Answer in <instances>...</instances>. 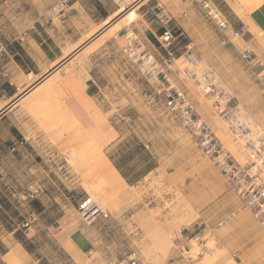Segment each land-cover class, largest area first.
Wrapping results in <instances>:
<instances>
[{
    "label": "rangeland",
    "instance_id": "1",
    "mask_svg": "<svg viewBox=\"0 0 264 264\" xmlns=\"http://www.w3.org/2000/svg\"><path fill=\"white\" fill-rule=\"evenodd\" d=\"M142 2H146L143 7ZM121 4L123 10L108 25L113 30L98 40V33L91 37L85 35L73 46L75 52L71 58H76L74 61L82 66L92 59V66H96L94 71L100 76L99 83L113 91L100 97L107 105L115 103L109 115L118 119L125 117L119 122L123 139L110 154L119 150L115 154L122 155L121 150L127 151V148L136 152L140 143L149 142L154 152L163 157V169L147 181L148 189L131 188L127 190V200L116 198L106 177V161L100 149L87 139L85 129L81 143L70 141L68 134L73 128L62 126L64 120L57 115L58 108L53 109L51 93L38 102L31 97L32 100L23 102L20 108L30 124L25 136L40 142L35 146L25 145L17 157L4 154L0 158L2 264H131L133 260L136 264H164L170 258L168 252L174 245L173 239L186 225L185 221L201 216L194 207L202 202L198 196L205 182L203 172L211 166L209 177L213 180L218 170L186 128L167 112L163 102L146 96L153 90V84L127 58L126 52L127 33L134 32L138 36L137 29L144 30L148 26L169 28L172 21L162 15L157 0H123ZM133 8L136 14L130 20L126 16ZM120 23L122 26L117 28ZM248 28L252 35L249 31L233 32L225 50L220 53L205 50L200 55L217 70L253 127L264 133V39L261 32L251 26ZM225 30L231 31L229 24ZM108 38L111 40L106 42ZM243 39L246 41L243 44L249 46L257 60L254 67H247L236 49ZM94 40L97 41L93 44ZM185 44L182 37H177L170 49L158 42L154 53L158 58L173 54L171 82L189 93L200 113L232 149L227 127L215 114L212 101L191 84L182 71L186 66L185 58L181 57ZM210 59L215 61L210 62ZM41 79H31L30 89ZM121 105L122 110L118 108ZM65 133H68L67 142H64ZM87 197L106 206L111 212L109 217L92 222L82 219L79 203ZM61 231L66 234L59 235ZM72 233L85 248L77 250L69 238ZM216 234L209 230L206 235L209 252L203 264H231L233 257L225 245L216 240ZM192 244L193 255L200 250V243ZM20 245L30 257L16 250Z\"/></svg>",
    "mask_w": 264,
    "mask_h": 264
},
{
    "label": "crops",
    "instance_id": "2",
    "mask_svg": "<svg viewBox=\"0 0 264 264\" xmlns=\"http://www.w3.org/2000/svg\"><path fill=\"white\" fill-rule=\"evenodd\" d=\"M57 1L0 0V158L4 154L17 157L25 145L35 146L40 142L26 138L30 124L27 114L20 108L31 97L38 102L51 93L55 103L53 109L58 108L57 115L63 117L62 126L73 128L70 134H64V142L68 141V134L70 141L81 143L85 129L87 139L100 149L106 161V177L115 182L108 181L112 195L125 201L127 190L149 188L147 181L163 169V157L154 152L149 142L140 143L136 152L127 148V151L121 150L122 155H116L119 150L110 154L123 139L119 122L125 117L118 119L109 115L115 103L107 105L100 97L113 91L108 85L99 83L100 76L94 71L96 66H92V59L82 66L74 61L76 58H71L75 52L73 46L85 35L91 37L100 32L98 40L112 29L108 25L123 10V0H72L61 15L52 12ZM157 1L162 15L172 21L169 28L176 38L182 37L184 43L192 41L200 54L225 50L232 41L233 32L249 31L252 35L248 26L261 32L264 39V0L258 5L256 0H249L247 4L240 0H211L226 21L223 28L194 0ZM145 4L142 2L141 7ZM227 24L231 31L225 30ZM167 28L137 29L138 37L147 49L155 52L159 37ZM97 40L92 41L93 44ZM109 40L111 38L106 42ZM243 43H246L244 39L240 46L236 45L241 54L250 50ZM31 76L42 78L32 89ZM123 107L118 106L120 110ZM229 144L236 151L231 141ZM211 169L208 165L203 172L205 182L198 196L202 202L194 207L201 216L182 226L175 235L174 245L168 252L170 258L164 264H203L209 252L206 239L209 230L217 233L216 240L225 245L237 264H264V230L243 206L238 194L223 181L219 171L213 180L210 179ZM222 221L225 223L220 226ZM65 234L64 231L59 233ZM69 238L78 251L85 248L74 233ZM192 240L200 243V250L193 255ZM16 250L30 257L22 245L16 246ZM9 253L7 250L6 254Z\"/></svg>",
    "mask_w": 264,
    "mask_h": 264
},
{
    "label": "built area",
    "instance_id": "3",
    "mask_svg": "<svg viewBox=\"0 0 264 264\" xmlns=\"http://www.w3.org/2000/svg\"><path fill=\"white\" fill-rule=\"evenodd\" d=\"M194 1L202 6L216 24L222 28L226 26V21L211 0ZM71 3L72 0H58L52 12L61 15ZM126 38L127 58L153 84V90L146 93V96L151 100H161L167 112L186 128L264 230V133L253 127L232 91L225 86L217 70L204 62L192 41L182 48L181 57L186 60L182 71L188 81L212 101L213 110L226 125L236 151L230 149L218 136L217 130L200 113L189 93L171 82L170 64L174 60L173 54L158 58L134 32L127 33ZM175 40L171 28L165 29L159 37L165 49L173 48ZM242 59L247 67L257 64L251 50L244 51ZM79 214L85 221L92 222L97 218H108L110 212L106 206L87 197L79 203ZM224 223L220 222V226ZM131 264H136V260Z\"/></svg>",
    "mask_w": 264,
    "mask_h": 264
},
{
    "label": "bare ground",
    "instance_id": "4",
    "mask_svg": "<svg viewBox=\"0 0 264 264\" xmlns=\"http://www.w3.org/2000/svg\"><path fill=\"white\" fill-rule=\"evenodd\" d=\"M262 0H257V5L261 2ZM136 14V12H135V10H134V8H133V10L131 9V11H130V13H128V15L126 16V17H129V19L131 20L132 19V16H134ZM127 19V18H126ZM126 19H124V21L125 22H127V20ZM128 19V20H129ZM122 25H121V23L120 24H117V28H119V27H121ZM113 30V29H112ZM98 34H100V32L98 33ZM66 69V68H65ZM1 110V109H0ZM194 217V216H193ZM190 218V217H189ZM193 218H191L190 220H188V221H185V224H189V222L192 220ZM192 242H196V240H192ZM76 251V250H75ZM13 258V256L11 257V259ZM14 259V258H13ZM230 260V259H229ZM228 260V261H229ZM233 260V259H232ZM231 264H237L234 260L231 262Z\"/></svg>",
    "mask_w": 264,
    "mask_h": 264
},
{
    "label": "trees",
    "instance_id": "5",
    "mask_svg": "<svg viewBox=\"0 0 264 264\" xmlns=\"http://www.w3.org/2000/svg\"><path fill=\"white\" fill-rule=\"evenodd\" d=\"M24 246L26 247V249L29 251V252H32L31 249L29 248V246L25 245Z\"/></svg>",
    "mask_w": 264,
    "mask_h": 264
}]
</instances>
